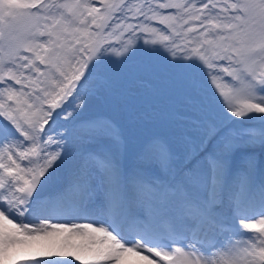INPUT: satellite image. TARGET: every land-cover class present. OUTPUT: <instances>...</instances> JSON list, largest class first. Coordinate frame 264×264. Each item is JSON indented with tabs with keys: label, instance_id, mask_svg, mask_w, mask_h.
<instances>
[{
	"label": "snow or ice",
	"instance_id": "snow-or-ice-1",
	"mask_svg": "<svg viewBox=\"0 0 264 264\" xmlns=\"http://www.w3.org/2000/svg\"><path fill=\"white\" fill-rule=\"evenodd\" d=\"M6 262L264 264V0H0Z\"/></svg>",
	"mask_w": 264,
	"mask_h": 264
},
{
	"label": "rangeland",
	"instance_id": "rangeland-1",
	"mask_svg": "<svg viewBox=\"0 0 264 264\" xmlns=\"http://www.w3.org/2000/svg\"><path fill=\"white\" fill-rule=\"evenodd\" d=\"M165 99L166 98L152 100V101H153V104H158L159 103V105H160L159 108L160 109H163V110H165V105H167L168 106V109L166 111L168 112V111H170L172 109V107H173L174 104H173V102L170 104V102L166 101ZM139 106H140V103L137 104V108H139ZM152 114L153 113H151V116H152ZM132 122L135 123V122H137V120L133 119ZM168 125H169V127H170L171 130H173L176 127V125L170 124L169 121H168ZM25 222L27 223V221H25ZM63 241H65V240H63ZM68 244L69 245L71 244V245L75 246V243L74 242H71V241H69ZM6 264H7V262H6Z\"/></svg>",
	"mask_w": 264,
	"mask_h": 264
},
{
	"label": "bare ground",
	"instance_id": "bare-ground-1",
	"mask_svg": "<svg viewBox=\"0 0 264 264\" xmlns=\"http://www.w3.org/2000/svg\"><path fill=\"white\" fill-rule=\"evenodd\" d=\"M74 234L75 235H78V236H82L81 234H79V233H75L74 232ZM98 235H102V233H100V234H98ZM60 239H61V241L63 242V240H66V241H72V240H74V237L73 236H70V235H68V234H62V236L60 237ZM98 246L97 245H95V244H92V245H90L89 246V244L88 245H86V246H83V247H80L79 249H73L74 251H79V252H81L82 254H85V255H87V254H89L92 250H94L95 248H97Z\"/></svg>",
	"mask_w": 264,
	"mask_h": 264
}]
</instances>
